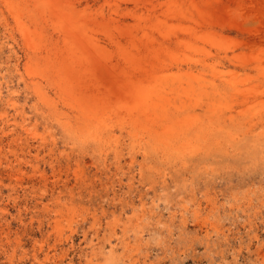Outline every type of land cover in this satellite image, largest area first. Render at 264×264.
Returning <instances> with one entry per match:
<instances>
[{"label": "rangeland", "instance_id": "obj_1", "mask_svg": "<svg viewBox=\"0 0 264 264\" xmlns=\"http://www.w3.org/2000/svg\"><path fill=\"white\" fill-rule=\"evenodd\" d=\"M0 264H264V0H0Z\"/></svg>", "mask_w": 264, "mask_h": 264}]
</instances>
